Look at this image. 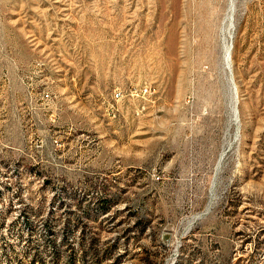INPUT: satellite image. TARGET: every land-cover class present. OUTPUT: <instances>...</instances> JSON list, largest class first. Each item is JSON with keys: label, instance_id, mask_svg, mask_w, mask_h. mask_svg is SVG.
I'll use <instances>...</instances> for the list:
<instances>
[{"label": "rangeland", "instance_id": "rangeland-1", "mask_svg": "<svg viewBox=\"0 0 264 264\" xmlns=\"http://www.w3.org/2000/svg\"><path fill=\"white\" fill-rule=\"evenodd\" d=\"M0 264H264V0H0Z\"/></svg>", "mask_w": 264, "mask_h": 264}, {"label": "bare ground", "instance_id": "bare-ground-1", "mask_svg": "<svg viewBox=\"0 0 264 264\" xmlns=\"http://www.w3.org/2000/svg\"><path fill=\"white\" fill-rule=\"evenodd\" d=\"M230 57V53H229V51H228V58ZM237 98V97H236ZM236 101H237V99H236ZM236 103H238V102H236ZM236 108V107H235ZM238 111V110H237ZM237 111H234V113L236 112L237 113ZM238 114V113H237ZM236 114V115H237Z\"/></svg>", "mask_w": 264, "mask_h": 264}]
</instances>
